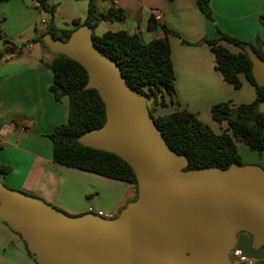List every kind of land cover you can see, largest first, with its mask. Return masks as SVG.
Segmentation results:
<instances>
[{"label": "water", "instance_id": "obj_1", "mask_svg": "<svg viewBox=\"0 0 264 264\" xmlns=\"http://www.w3.org/2000/svg\"><path fill=\"white\" fill-rule=\"evenodd\" d=\"M42 40L52 53L86 70L85 88L97 90L105 121L77 141L126 161L136 176V198L111 219L92 212L71 215L0 181V219L21 236L38 264H231L238 232L251 235L254 249L264 245L262 166L185 169L187 157L169 147L146 96L96 46L88 25L64 40L48 33ZM245 50L256 84L264 86V58L249 45ZM258 110L264 112V101Z\"/></svg>", "mask_w": 264, "mask_h": 264}, {"label": "crops", "instance_id": "obj_2", "mask_svg": "<svg viewBox=\"0 0 264 264\" xmlns=\"http://www.w3.org/2000/svg\"><path fill=\"white\" fill-rule=\"evenodd\" d=\"M95 1L99 10L114 6L122 8L126 15L121 22L99 21L94 28L96 35L124 29L130 34L140 33L144 41L166 36L160 28L146 29L150 13L178 33L168 35L174 94L166 98L165 104L155 106V116L164 114V106L169 107V112L187 110L219 131V124L210 116L213 104L237 105L255 98L254 86L243 73L238 75L239 88L223 79L215 68L210 46L202 39L216 38L219 29L252 44H256L257 37L264 42V0H210L211 19L198 8L197 0ZM46 3L54 6L53 22L58 28H72V20L84 19L87 13L88 0ZM44 11L38 0H0L3 34L0 38V166L9 167L8 172L0 175V181L71 215L89 212L90 208L116 215L135 197L131 183L53 160L48 134L67 121L69 100L63 96L57 101L49 89L53 82L49 63L54 53L37 41L46 28V23H40L45 19ZM241 232L245 231L238 232L235 247L242 250L251 264H264V245L250 248L247 242L251 235L245 232L239 238ZM231 260V264H249ZM0 264H38L28 254L21 236L1 219Z\"/></svg>", "mask_w": 264, "mask_h": 264}, {"label": "trees", "instance_id": "obj_3", "mask_svg": "<svg viewBox=\"0 0 264 264\" xmlns=\"http://www.w3.org/2000/svg\"><path fill=\"white\" fill-rule=\"evenodd\" d=\"M38 2L43 10L50 13V19L37 41L49 50L42 40L43 34L48 33L53 38L64 40L75 28L88 25L92 29L96 46L115 60L126 82L146 96L153 120L169 147L187 157L188 165L185 169L213 165L226 168L231 163L242 164L238 141L257 151H264V112L258 110V103L264 101V86L256 84L251 73L252 63L245 50L246 45H249L264 58L261 50L264 42L260 38L257 37L256 44H252L219 30L216 38L202 39V42L210 46L215 68L225 81L234 88H239L238 75L243 73L255 89V98L251 102L237 105L220 102L211 106L210 116L220 126L219 131H215L187 110H175L156 116L153 114L155 106L165 104L166 98H172L174 94V69L168 35H178L159 22L153 13L148 16L146 29L154 31L160 28L166 36L144 41L140 33L130 34L124 29L106 31L101 35L94 33L96 24L101 20L123 21L126 15L122 8L110 6L102 11L98 9L95 0H88L84 19L74 18L72 28H58L53 22L54 6L45 0ZM196 2L201 12L211 19L210 0ZM0 38H3L1 24ZM232 46L238 50L232 51ZM49 66L53 71V82L49 89L54 98L60 101L63 96H67L69 100L67 121L55 126L48 134L53 145V160L69 167L131 183L136 198V176L126 161L112 152L92 148L77 141L79 135L105 121V105L97 90L85 88L86 70L77 61L55 53ZM8 170V166H0V175ZM23 242L28 254L34 256L27 249L24 240Z\"/></svg>", "mask_w": 264, "mask_h": 264}, {"label": "rangeland", "instance_id": "obj_4", "mask_svg": "<svg viewBox=\"0 0 264 264\" xmlns=\"http://www.w3.org/2000/svg\"><path fill=\"white\" fill-rule=\"evenodd\" d=\"M42 15L44 16L45 19L50 18V13H48L47 11H44ZM53 15H54V12H53ZM218 32H219V29H218ZM147 103H148V105L150 104L148 100H147ZM168 106H170V105H168ZM160 107L161 106H159V108ZM162 110L164 111V114L168 113L169 107L167 108L166 106H164ZM237 147H238V152H239L242 164L253 163V164H258L264 168V151L260 152V151H257L255 149H252L251 147H249L248 145H246L242 141L237 142ZM0 178H1V176H0ZM116 216H117V214H116ZM245 232L239 233L240 236H238V237L241 238V234H244ZM247 245H249V246L251 245V240H248ZM250 248H252V247L250 246Z\"/></svg>", "mask_w": 264, "mask_h": 264}, {"label": "built area", "instance_id": "obj_5", "mask_svg": "<svg viewBox=\"0 0 264 264\" xmlns=\"http://www.w3.org/2000/svg\"><path fill=\"white\" fill-rule=\"evenodd\" d=\"M45 1H48L50 3L53 2V0H45ZM40 23L45 24L46 23L45 19H41ZM89 212H92L96 215H99V216H102V217H105L108 219L114 218L116 216L113 213L103 212L101 210H93L91 208H90ZM230 256H231V259H235L237 262H247L249 264L252 263V261L242 252V250L238 247H235V246L233 247V249H231Z\"/></svg>", "mask_w": 264, "mask_h": 264}]
</instances>
